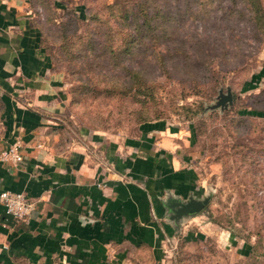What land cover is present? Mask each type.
I'll return each instance as SVG.
<instances>
[{"label":"crops","instance_id":"obj_1","mask_svg":"<svg viewBox=\"0 0 264 264\" xmlns=\"http://www.w3.org/2000/svg\"><path fill=\"white\" fill-rule=\"evenodd\" d=\"M59 5L0 0V149L18 139L21 153L0 161V190L34 203L25 219L0 203V264H125L130 252L173 264L177 231L204 206L174 220L164 205L203 195L191 143L162 119L122 136L66 122L63 76L40 41ZM238 87L231 105L264 111V57Z\"/></svg>","mask_w":264,"mask_h":264},{"label":"rangeland","instance_id":"obj_2","mask_svg":"<svg viewBox=\"0 0 264 264\" xmlns=\"http://www.w3.org/2000/svg\"><path fill=\"white\" fill-rule=\"evenodd\" d=\"M200 1L60 0L58 9L44 15L40 41L63 76L70 126L121 136L135 132L138 105L110 83L124 79L126 65L141 69L154 86V100L145 107L148 119H162L187 136L209 197L196 220L177 231L173 264H264V116L241 114L233 105L206 108L226 85L238 96V86L264 57V25L251 23L241 0H204V7ZM152 5L173 17L170 37L157 47L164 67L154 62L151 47L143 52L142 46L120 54L121 64L109 63L105 34L121 46V37L134 31L135 19L151 14ZM86 38L89 47L80 44ZM127 257L125 264H151L131 252Z\"/></svg>","mask_w":264,"mask_h":264},{"label":"trees","instance_id":"obj_3","mask_svg":"<svg viewBox=\"0 0 264 264\" xmlns=\"http://www.w3.org/2000/svg\"><path fill=\"white\" fill-rule=\"evenodd\" d=\"M200 1V0H199ZM211 1V0H208ZM206 1V3H208ZM202 6L204 0H201ZM243 3L245 9L247 10V14L249 16V20L251 23L254 24L255 27L262 29L264 25V3L262 0H241ZM106 7V5H105ZM107 7L111 10L109 12H114L115 9L112 5H107ZM106 7V9H108ZM153 11L150 15H144L141 17V20L138 21V19H135L134 24H132L133 32H127L125 35L121 37L122 45L118 46L116 43H111L108 41L109 35L106 33V42L103 47L105 50L109 52L107 55L108 62L113 64H121L119 63V57L120 54H133L134 51L140 50L142 46V51L145 52L144 47L149 50L151 47V51L149 54L152 56L154 62L158 61L161 64L165 63L164 61V54L162 53L161 49L157 48L159 46V43H162L168 36L170 37V32L172 28V20L173 17L171 13L167 9H162L158 5H152ZM202 7V8H203ZM113 8V9H112ZM187 8V7H186ZM206 11V9H204ZM136 17V15H134ZM41 26V25H40ZM40 33H41V27H40ZM115 37V34L113 35ZM118 37V35H117ZM147 39V40H145ZM143 42V45H142ZM147 42H150V44L147 46ZM159 42V43H158ZM80 44H83L84 46H91V40L85 39L84 42H81ZM116 48H114V47ZM168 48V47H166ZM177 50H182L181 44H178V46L175 47ZM148 55V52L146 53ZM146 58V56H145ZM112 60V61H111ZM163 62V63H161ZM157 64V62H156ZM163 66V65H161ZM123 70V80L114 79L115 82H110L113 84V87H118V89L122 91H126V94L130 93V99L131 101L136 105H138V108L136 109V116L140 122L149 120L147 115V109H145L146 104L149 102H152L154 100V93H153V85H151L150 81L147 80L144 77V74L142 73L141 69L127 67L126 65H121ZM164 67V66H163ZM127 80H126V76ZM124 81V82H122ZM127 81V84H125ZM88 86V91H92V87L90 85ZM243 88V86H242ZM246 88V87H245ZM84 91H86L84 89ZM234 97V94L232 93V99ZM241 114H249V115H260L264 116V111H257L256 109H247L243 111H238ZM202 237L198 236L196 239H201ZM187 238L181 237V242L185 241ZM185 258L184 255L178 256L179 261H183ZM181 263V262H180Z\"/></svg>","mask_w":264,"mask_h":264},{"label":"built area","instance_id":"obj_4","mask_svg":"<svg viewBox=\"0 0 264 264\" xmlns=\"http://www.w3.org/2000/svg\"><path fill=\"white\" fill-rule=\"evenodd\" d=\"M20 143L18 139L10 141L6 147L0 149V161L17 162L21 159ZM0 203L5 213L14 219H25L34 207L32 200L22 191L9 189L0 190Z\"/></svg>","mask_w":264,"mask_h":264},{"label":"water","instance_id":"obj_5","mask_svg":"<svg viewBox=\"0 0 264 264\" xmlns=\"http://www.w3.org/2000/svg\"><path fill=\"white\" fill-rule=\"evenodd\" d=\"M232 104V93L230 86L226 85L225 89L219 88L215 95L214 101L206 106V108H218L220 110L230 107ZM209 194H203L200 198L188 196L184 200L176 197H168L164 203L170 212L168 218L177 220L180 217H186L198 211L208 200Z\"/></svg>","mask_w":264,"mask_h":264}]
</instances>
